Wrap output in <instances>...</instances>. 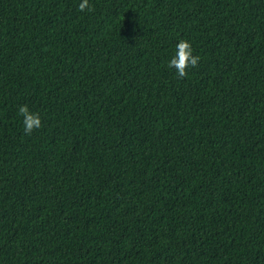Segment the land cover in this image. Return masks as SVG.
Here are the masks:
<instances>
[{
	"label": "trees",
	"instance_id": "1",
	"mask_svg": "<svg viewBox=\"0 0 264 264\" xmlns=\"http://www.w3.org/2000/svg\"><path fill=\"white\" fill-rule=\"evenodd\" d=\"M81 2L0 0V264H264V0Z\"/></svg>",
	"mask_w": 264,
	"mask_h": 264
},
{
	"label": "clouds",
	"instance_id": "2",
	"mask_svg": "<svg viewBox=\"0 0 264 264\" xmlns=\"http://www.w3.org/2000/svg\"><path fill=\"white\" fill-rule=\"evenodd\" d=\"M89 0H82L78 5V11H92ZM176 51L168 63L169 68L176 70L178 77L185 78L189 68H195L200 62V57L194 55L191 43L185 39H180L176 44ZM19 115L23 118V131L26 135H31L34 130L42 127V120L37 112L30 111L27 105L18 108Z\"/></svg>",
	"mask_w": 264,
	"mask_h": 264
}]
</instances>
